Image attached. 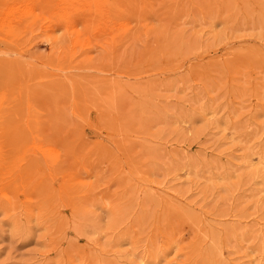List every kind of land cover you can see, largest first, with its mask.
Instances as JSON below:
<instances>
[{"label":"rangeland","instance_id":"374dc122","mask_svg":"<svg viewBox=\"0 0 264 264\" xmlns=\"http://www.w3.org/2000/svg\"><path fill=\"white\" fill-rule=\"evenodd\" d=\"M2 82L0 264H264V0H0Z\"/></svg>","mask_w":264,"mask_h":264},{"label":"bare ground","instance_id":"6f19581e","mask_svg":"<svg viewBox=\"0 0 264 264\" xmlns=\"http://www.w3.org/2000/svg\"><path fill=\"white\" fill-rule=\"evenodd\" d=\"M70 23V22H69ZM72 23V22H71ZM70 23V24H71ZM70 28H72V27H70ZM36 69H38V68H36ZM31 74V73H30ZM31 76V75H30ZM39 76H41L43 79H46V75L42 72V74L41 75H39ZM49 77V76H48ZM50 78V77H49ZM47 81H48V79H46ZM51 80V82H52V84H57V79L56 78H53V79H50ZM61 81V79L60 78H58V81ZM59 81V83L61 84V82ZM19 82V81H18ZM41 82V81H40ZM60 84H57V85H59L60 86ZM56 85V86H57ZM18 90H19V88H18ZM28 90V89H27ZM5 82H2V83H0V105L4 102V99L2 100V97H4V95H5ZM28 92V91H27ZM28 95V94H27ZM46 98V97H45ZM11 110V108L9 109V108H7V109H5V110H3L6 114H7V112H9ZM5 113H4V115H5ZM25 120V119H24ZM27 127H23L22 126V128H21V131L23 132V134H28L29 135V140L32 142L33 140H34V137H35V129H34V127H32V126H28V125H26ZM17 132H19L18 130H17ZM15 134H17L16 133V130L14 129V130H11L10 129V131L9 132H7L6 133V136L4 137H2L1 139H0V156L1 155H3L4 154V152L6 151V147H7V144H8V142L11 140H13V138H14V135ZM39 138L40 137H35V139H38L39 140ZM40 141H43V144H44V146L47 148V151L48 150H50L51 152H52V154L50 153V152H48L49 154H51V156L54 154V157H51V159L49 158V157H47V156H44V154H43V156L46 158V160H60V155L58 156V154H60L59 153V150L57 151L56 150V145H52V144H50V141L51 140H49V139H47L46 137H42L41 138V140ZM29 142V141H28ZM36 144V143H35ZM43 144H42V146H43ZM27 145H29V144H27ZM31 145L32 146H34V143L32 142L31 143ZM38 146H40V145H38ZM28 147V146H27ZM31 147V146H30ZM36 148H37V146H35ZM44 147V148H45ZM56 147V148H55ZM40 149H41V147H39ZM39 148H38V150H39ZM33 150V149H32ZM41 151V150H40ZM44 152H45V150H44ZM3 153V154H2ZM47 153V152H46ZM4 156H5V154H4ZM1 159V158H0Z\"/></svg>","mask_w":264,"mask_h":264}]
</instances>
